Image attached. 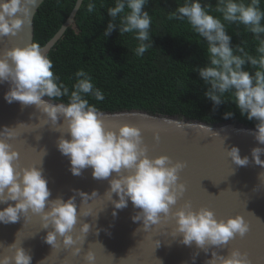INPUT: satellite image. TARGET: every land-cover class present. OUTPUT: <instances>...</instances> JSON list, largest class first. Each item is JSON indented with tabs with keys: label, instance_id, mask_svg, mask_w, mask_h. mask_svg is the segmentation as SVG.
Masks as SVG:
<instances>
[{
	"label": "clouds",
	"instance_id": "obj_1",
	"mask_svg": "<svg viewBox=\"0 0 264 264\" xmlns=\"http://www.w3.org/2000/svg\"><path fill=\"white\" fill-rule=\"evenodd\" d=\"M147 2L115 0V5L107 8L112 19L103 34L107 37L117 27L118 20L120 35L130 33L139 41L135 49L137 56H143L153 46L150 38L152 18L145 10ZM36 5L37 0H0V37L16 35L25 23L30 25ZM95 8L94 3H88L89 13ZM173 18H186L192 29L207 42V62L194 68V71H198L208 86L205 96L213 102L214 109L223 102L233 101L241 115L249 121H256L258 131L255 139L264 145V10L260 8V0H217L214 10L211 4H202L201 0H185L169 15V19ZM232 23L243 25L246 31L253 34L257 42L256 55L239 44L233 47L232 37L226 29V24ZM76 77L77 81L69 91L60 77L54 75L53 61L36 42L9 48L0 55V83L9 81L11 84L4 97L8 103L18 101L25 106L35 105L46 114L45 124L50 121L57 125L63 115L61 126L67 125L71 138L61 135L57 147L61 154L70 158L73 175H81L85 168L91 167L94 179L111 177L110 189L106 193L115 209L127 207L131 200L134 207L142 209L133 216V220L142 219L145 229L167 219L172 206L185 191V185L179 182V172L185 167V162H173L167 155L149 157L138 127L124 124L118 132L105 128L98 118L96 106L86 98L92 95L101 101L104 93L95 87L92 77L84 69L78 70ZM65 96L68 97L67 104L50 102ZM233 115L229 111L224 118ZM14 129L6 126L0 131V136L12 137ZM227 153L236 165L246 166L250 162L248 156L240 155L238 146H232ZM262 153L264 147L257 146L251 150L255 164L264 167ZM18 156L19 152L12 144L0 138V203L15 201V204L0 209V222L14 223L21 214L31 210L42 214L44 228L52 227L45 237L47 243L58 246L59 235L66 248L75 245L82 239V236L74 238L72 234L78 221L76 195L67 200L62 197L50 200L51 191L42 167L33 165L18 169L15 163ZM125 170H128L127 174H124ZM259 175L261 177L264 172ZM74 191L83 201L89 199L88 193ZM113 193L119 199L113 200ZM96 194V191L91 193ZM89 213L90 210L84 215ZM113 215H116L115 211ZM171 215L176 219L174 235H182L184 245L190 246L195 241L197 247L205 251L206 245L221 247L237 234L243 237L249 230L243 215L217 219L212 209L201 207L197 210L190 202ZM90 227V224L83 223L81 233H88ZM15 244L10 247H15ZM80 251L76 247L74 254ZM212 255L207 264H251L247 254L239 249H233L227 256L216 252ZM31 259V254L21 246L16 248L14 256L0 257V264H12L13 260L14 264H31ZM85 259L87 264H95L92 251L86 254Z\"/></svg>",
	"mask_w": 264,
	"mask_h": 264
},
{
	"label": "water",
	"instance_id": "obj_2",
	"mask_svg": "<svg viewBox=\"0 0 264 264\" xmlns=\"http://www.w3.org/2000/svg\"><path fill=\"white\" fill-rule=\"evenodd\" d=\"M45 1L37 0L30 25L25 23L16 35L0 37V55L9 48L34 42L35 16ZM83 1L77 0L61 29L41 47L46 55H50L52 48L74 23ZM10 87L9 81L0 83V131L6 126L15 128V135L0 138L6 139L19 152L15 162L18 169L33 165L42 167L51 191L50 200L58 197L67 200L76 195L78 221L72 234L74 238L82 236V239L66 248L63 238L58 235V246H52L45 240L52 230L51 225L44 228L42 214L29 210L14 223L0 222V257L14 256L16 248L22 246L31 254V264H87L85 256L89 251L95 255V264H207L213 258V252L227 256L233 249H239L247 254L251 264H264V175H259L264 172V167L255 164L251 156L254 147L264 145L255 139L256 126L237 120L207 123L138 109L98 110V118L107 129L118 132L124 124L140 128L149 157L167 155L173 162H185L179 172V182L185 185V191L172 206L171 213L190 202L197 210L201 207L212 209L217 219L244 216L249 230L243 237L237 234L221 247L206 245L205 251L198 248L195 241L190 246L184 245L182 235H174L176 219L171 213L167 219L145 229L142 219L133 220L142 209L134 207L131 200L127 207L115 209L106 193L110 189L111 177L94 179L91 167L85 168L81 175H73L70 158L61 154L57 147L61 135L71 138L67 125L61 126L63 115L57 125L50 121L45 124L46 114L35 105L25 106L18 101L8 103L5 100ZM50 102L64 103L53 99ZM232 146L239 147L242 157H249L248 165L239 166L232 161L227 153ZM261 159H264V153ZM127 173L125 170L124 174ZM74 190L88 193L89 199L83 201ZM93 191L97 194L91 195ZM112 199L119 197L113 193ZM8 204H15V201L0 203V209ZM89 210V215H84ZM114 211L116 215H113ZM83 223L91 226L86 234L80 231ZM15 242V247H10ZM76 247L81 249L78 254H74Z\"/></svg>",
	"mask_w": 264,
	"mask_h": 264
},
{
	"label": "trees",
	"instance_id": "obj_3",
	"mask_svg": "<svg viewBox=\"0 0 264 264\" xmlns=\"http://www.w3.org/2000/svg\"><path fill=\"white\" fill-rule=\"evenodd\" d=\"M89 2L96 5L91 13L87 10ZM184 2L148 0L145 10L152 18L150 38L153 46L143 56H137L135 49L139 41L130 33L121 36L118 20L117 27L107 37L103 34L112 19L107 8L114 6L115 0H84L74 23L50 51L54 75L71 91L77 81L76 72L84 69L95 87L104 93L101 101L92 95L86 96L99 111L138 109L207 123L237 120L255 126L256 121L241 115L233 101L223 102L214 109L213 102L205 96L208 86L194 68L207 62V42L192 29L186 18L169 19ZM76 3L77 0H46L35 16L34 42L42 47L52 39ZM201 3L211 4L214 10L217 0H201ZM260 8L264 10V0H260ZM226 29L233 47L239 44L251 54H257V42L243 25L226 24ZM53 100L68 103L66 96ZM229 111L234 115L225 119Z\"/></svg>",
	"mask_w": 264,
	"mask_h": 264
}]
</instances>
